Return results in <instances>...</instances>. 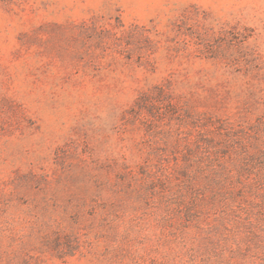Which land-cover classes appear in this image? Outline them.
<instances>
[{"label": "rangeland", "instance_id": "obj_1", "mask_svg": "<svg viewBox=\"0 0 264 264\" xmlns=\"http://www.w3.org/2000/svg\"><path fill=\"white\" fill-rule=\"evenodd\" d=\"M0 264H264V0H0Z\"/></svg>", "mask_w": 264, "mask_h": 264}]
</instances>
